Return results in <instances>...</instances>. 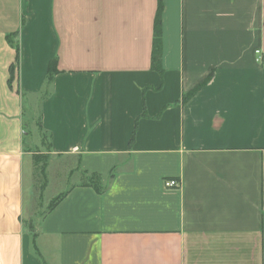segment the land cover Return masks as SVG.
<instances>
[{
  "label": "crops",
  "instance_id": "1",
  "mask_svg": "<svg viewBox=\"0 0 264 264\" xmlns=\"http://www.w3.org/2000/svg\"><path fill=\"white\" fill-rule=\"evenodd\" d=\"M26 105L107 185L32 231ZM0 264H264V0H0Z\"/></svg>",
  "mask_w": 264,
  "mask_h": 264
},
{
  "label": "rangeland",
  "instance_id": "2",
  "mask_svg": "<svg viewBox=\"0 0 264 264\" xmlns=\"http://www.w3.org/2000/svg\"><path fill=\"white\" fill-rule=\"evenodd\" d=\"M27 144L31 152L30 169L24 170L25 212L24 225L32 231L35 222L55 202L56 198L74 183L90 182V175L71 170L74 160L52 157L49 137L40 129L39 110L31 111L25 106ZM35 157H38L37 161ZM93 182V181H92Z\"/></svg>",
  "mask_w": 264,
  "mask_h": 264
},
{
  "label": "trees",
  "instance_id": "3",
  "mask_svg": "<svg viewBox=\"0 0 264 264\" xmlns=\"http://www.w3.org/2000/svg\"><path fill=\"white\" fill-rule=\"evenodd\" d=\"M162 14H163V2L159 1L157 14L155 17V24H154V38H153V49H152V68L162 72V53H163V29H162ZM56 59L52 60L49 66V72L47 77V87H49L53 83V79L56 73ZM207 80H205L203 83H201L199 86H197L194 90H192L190 93L185 95V99H188L192 95H194L204 83H206ZM134 135L131 139V144L134 141ZM38 157H35V160L37 161ZM92 177V181L90 182H82L83 185H91L93 186L97 191L102 192L106 189L107 185L103 184L100 180V177L97 174H90ZM63 197V195H60L56 198L55 202L49 207V209H52L58 201Z\"/></svg>",
  "mask_w": 264,
  "mask_h": 264
},
{
  "label": "built area",
  "instance_id": "4",
  "mask_svg": "<svg viewBox=\"0 0 264 264\" xmlns=\"http://www.w3.org/2000/svg\"><path fill=\"white\" fill-rule=\"evenodd\" d=\"M259 51H257L258 53ZM165 185L169 188H177L180 185V182L176 179H169L165 181Z\"/></svg>",
  "mask_w": 264,
  "mask_h": 264
}]
</instances>
